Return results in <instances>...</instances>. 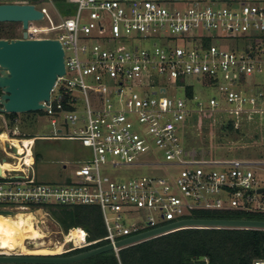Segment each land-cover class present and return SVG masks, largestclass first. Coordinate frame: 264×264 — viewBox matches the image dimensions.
Listing matches in <instances>:
<instances>
[{"label": "built area", "instance_id": "built-area-1", "mask_svg": "<svg viewBox=\"0 0 264 264\" xmlns=\"http://www.w3.org/2000/svg\"><path fill=\"white\" fill-rule=\"evenodd\" d=\"M65 2L75 5L74 12L70 15L57 12V18L43 0L41 5L36 3L43 18L29 20L27 27H20L13 37L22 38L25 32L30 39L61 41L65 73L57 77L49 100L43 101L46 107L42 110L49 115L62 112L64 122L71 128L65 132L62 125L57 126V118L53 116L51 135L32 136L29 143L32 161L28 163L24 158L28 154L24 147L22 159L17 158L22 166L20 170L1 169L0 205H3L0 209L29 210L30 205L44 207L51 204L98 205L105 235L89 240L82 227L85 236L79 240L72 230L81 226L70 227L64 234L67 247L61 249L60 254L101 242L115 243L122 237L171 221L195 217L198 211L238 209L264 213V197L257 206L252 205L256 194L264 193L258 192L264 188V157L196 158L186 155L183 144L188 117L203 108L200 105L193 109L188 105V101L197 97L193 90L191 96L187 95V87L192 86L188 77L196 78L203 86L218 84L227 101L235 104L227 110L232 114L247 111L242 108L246 101L252 105L250 111H262L255 106L257 95L246 97L239 84L246 81L245 75L263 69L264 0ZM134 32L144 37L157 33L158 39L152 46L154 50L150 52L138 44L129 45L130 35ZM79 37L94 40L92 46H81V54ZM176 37L184 40L185 47L170 44ZM227 38L240 41L239 51L235 46L228 50L215 43ZM68 51H73V55H67ZM219 70L221 80H218ZM87 76L95 83H88ZM106 78L117 82L114 90L107 86ZM161 79L172 86L183 87L184 97L168 95L167 85L159 83ZM89 89L99 95L117 93L122 97L116 105L107 95L102 97L100 107L93 108L87 98ZM248 90L254 92L253 87ZM53 93L57 94L53 96ZM76 93H83L85 97L86 108L82 114L74 109L78 101ZM258 93L262 95L261 91ZM209 105L212 109L217 107L218 99L211 96ZM17 122V119L12 121L3 116L0 130L4 129L7 137L22 140L27 134L21 131ZM40 137L77 140L92 150V157L80 165L74 179L38 181L33 148ZM151 138L165 161L150 160L145 155L150 150ZM12 146L8 143L0 148L4 154L1 165L5 159L15 161ZM107 164L114 168L122 165L158 168L166 164L177 170L168 175H143L118 182L103 172ZM256 170L261 172L258 177ZM213 194L217 195L215 199L211 197ZM226 195L228 202L222 198ZM140 208H147L152 214L144 222L127 223L126 217ZM110 220L114 221L113 225ZM121 248L113 251L118 255ZM251 264H264V257L255 258Z\"/></svg>", "mask_w": 264, "mask_h": 264}, {"label": "rangeland", "instance_id": "rangeland-1", "mask_svg": "<svg viewBox=\"0 0 264 264\" xmlns=\"http://www.w3.org/2000/svg\"><path fill=\"white\" fill-rule=\"evenodd\" d=\"M11 1V0H0V2ZM42 2V1H41ZM39 2L38 5L42 3ZM43 4L48 7L50 13L57 18V12L63 15H70L74 12L75 5L68 4L65 0H43ZM23 24L20 21H0V34L13 37L16 32L22 27ZM165 32V30H163ZM128 43L138 44L140 48L146 49L150 52L154 50L153 41L158 39L157 33H152L149 36L144 37L143 34L134 32L131 35ZM239 42L236 38H227L220 41H215V43L222 49L231 50V46H235V50L239 51ZM94 40H88L83 37H79L78 46L79 52L81 54L80 48L82 45L87 44L92 46ZM173 45H181L185 47V42L179 37L174 38V41L170 42ZM67 55H73V51H68ZM264 59V54L262 55ZM263 69L261 71L255 69L252 73L245 75L246 81H241L239 84L243 88V94L246 97L250 95H257L256 107L260 108L262 111L253 112L250 111L252 105L246 101L242 104V108L247 111L241 112L239 115L232 114L227 110L232 108L235 104L227 101L225 94L219 89L218 84H211L208 86L201 85L196 78L188 77L187 80L192 83L194 95L196 99L188 101V105L193 109H198L201 105L202 111L194 112L188 117L186 121V129L183 134V144L187 156H192L196 158H206V159H229V158H260L264 157V61L262 62ZM221 71H218V80H221ZM86 80L90 84H94L95 81L90 79L89 76ZM105 82L107 86H110L113 90L117 85L114 79L106 78ZM159 83H164L168 87V95H174L175 97H184L185 90L183 87L172 86L164 79H161ZM248 87H253L254 92L250 93ZM142 90L141 88H136ZM262 92V95H259ZM57 93H53V96ZM78 96V101L74 105V109L77 110L79 114L85 111L86 102L83 93H76ZM109 96L111 102L118 103L120 96L117 93H108L104 95H99L92 89L88 90L87 98L90 105L93 108L100 107L103 103L102 97ZM215 96L219 105L215 108H211L209 105V98ZM5 116L8 120L11 119L5 113L0 115V128L2 125V117ZM57 118V126L62 125L64 131L70 130V125L64 122L63 113L59 112L55 115H49L43 110L38 111H28L17 113L16 119L17 124L21 131L26 133L27 136L32 135H51L54 126L51 124L52 117ZM178 134L182 136L180 131ZM12 140L17 138L9 136ZM30 139V138H23ZM19 140V139H17ZM11 145L15 147L14 155L15 161L10 160L12 165L17 164V158L19 159L25 150L22 146V142H10ZM150 150L145 153V155L150 160L165 161L162 153L158 150L154 144L153 138L149 140ZM152 150V151H151ZM23 151V152H22ZM34 154V171L35 176L38 181L43 182H62L70 179H74L76 172L81 164L92 157V150L89 147L83 146L77 140L68 139H57V138H46L40 137L35 140V145L33 148ZM151 151V152H150ZM38 154V158L35 154ZM4 156L2 150L0 149V159ZM111 157V156H110ZM10 159V157H7ZM7 160V159H5ZM20 163V162H18ZM21 164V163H20ZM176 167L170 165L161 164L158 168L150 167L147 165H122L114 168L109 164L103 167V172L107 173L111 178L118 182H123L128 179L140 178L143 175L151 174H161L168 175L170 172H175ZM217 168H219L217 166ZM260 171L256 170V176H260ZM213 199L217 197L216 194L211 195ZM264 193L256 194V200L252 202L253 206H257L258 202L262 200ZM222 198L228 202L229 196H222ZM3 205V204H2ZM0 205V207H2ZM6 210L19 211V209H14L13 207H8ZM29 210H33L37 213V217L42 216L41 226L44 230V237L35 240L25 241V245H21L15 250L8 251L9 253H41L44 251L54 252L62 251L67 247V242H65V230L61 227L57 219L53 215V207L44 206L39 207L36 205H30ZM57 210V209H56ZM39 211V212H38ZM1 212V211H0ZM152 214L147 208H140L133 212L129 217H126V222L130 223L133 220L144 222L148 215ZM40 215V216H39ZM109 215H112L109 212ZM157 220L160 217L154 214ZM110 224H114L113 220H110ZM53 240V241H52ZM29 242V243H27ZM59 246L60 248H58ZM0 247V253H4ZM58 254H60L58 252ZM64 254V253H62Z\"/></svg>", "mask_w": 264, "mask_h": 264}, {"label": "water", "instance_id": "water-1", "mask_svg": "<svg viewBox=\"0 0 264 264\" xmlns=\"http://www.w3.org/2000/svg\"><path fill=\"white\" fill-rule=\"evenodd\" d=\"M41 1L0 2V21H20L23 27H27L29 20L43 18V12L35 7V4ZM26 36L24 32L22 38H0V113L42 110L46 107L43 101L49 100L57 77L65 73V52L59 39H30ZM12 149L15 147L12 146ZM1 173L0 167V175ZM258 192H264V188L258 189ZM186 227L264 229V219L187 217L122 237L115 243H101L71 254L0 253V264L74 263L117 247H125Z\"/></svg>", "mask_w": 264, "mask_h": 264}, {"label": "trees", "instance_id": "trees-1", "mask_svg": "<svg viewBox=\"0 0 264 264\" xmlns=\"http://www.w3.org/2000/svg\"><path fill=\"white\" fill-rule=\"evenodd\" d=\"M0 38L13 37L0 34ZM192 90V86L187 87L188 96L192 95ZM5 114L12 121L17 115V113ZM32 136L25 138H32ZM35 157L38 158L37 153ZM50 207L55 209L53 215L64 230L81 226L87 231L89 240L102 237L106 233L98 205L51 204ZM194 216L264 219V213H247L238 209L198 211ZM89 247L77 249L68 254ZM258 257H264V229L186 227L122 247L118 255L110 250L68 264H251Z\"/></svg>", "mask_w": 264, "mask_h": 264}, {"label": "bare ground", "instance_id": "bare-ground-1", "mask_svg": "<svg viewBox=\"0 0 264 264\" xmlns=\"http://www.w3.org/2000/svg\"><path fill=\"white\" fill-rule=\"evenodd\" d=\"M32 140H33L32 138L25 139V140L22 138V140L20 139L17 140L20 143L22 141V146L24 145L23 148L27 147L26 150L28 154L25 155L24 158L26 159L28 163L32 161V156L30 154L31 150L29 148V143L32 142ZM13 141L15 140H12L10 137L6 136V132L4 129L0 130V148ZM23 154L24 153L20 155L19 159H22ZM3 162H4L3 165H1L0 163L1 169L3 167H6L8 169L15 168L18 170L22 168L20 163H18V165L16 166H13L14 164L12 165V162L10 160H3ZM0 211H1L0 212V247L1 249L5 248L8 251L15 250V248L21 245H25V241L27 240L33 239L35 240L34 243H37L36 242L37 239H40L39 241H41V238L44 237L45 233L40 223L42 216L39 215L40 217H37V213L35 211L25 210V209H20L19 211H13V212H6L3 209ZM78 228H82V227H76L75 229H73L72 234L75 238L79 240H83L85 236V230L83 228H82L83 230L78 229ZM5 249H2L3 252L9 253ZM59 251H54V252L44 251L41 253H58Z\"/></svg>", "mask_w": 264, "mask_h": 264}, {"label": "crops", "instance_id": "crops-1", "mask_svg": "<svg viewBox=\"0 0 264 264\" xmlns=\"http://www.w3.org/2000/svg\"><path fill=\"white\" fill-rule=\"evenodd\" d=\"M15 119H16V118H15ZM8 137H9V136H8ZM15 140H16V139H15ZM16 142H17V140H16ZM19 158H20V157H19ZM0 161H1V159H0ZM18 162H19V161H17V164H16V165H18ZM16 165H13V166H16ZM21 167H22V166H21ZM14 169H15V168H14Z\"/></svg>", "mask_w": 264, "mask_h": 264}, {"label": "flooded vegetation", "instance_id": "flooded-vegetation-1", "mask_svg": "<svg viewBox=\"0 0 264 264\" xmlns=\"http://www.w3.org/2000/svg\"><path fill=\"white\" fill-rule=\"evenodd\" d=\"M67 254V253H66Z\"/></svg>", "mask_w": 264, "mask_h": 264}]
</instances>
